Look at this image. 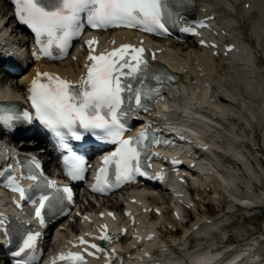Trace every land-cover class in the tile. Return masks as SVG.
<instances>
[{
  "label": "bare ground",
  "instance_id": "6f19581e",
  "mask_svg": "<svg viewBox=\"0 0 264 264\" xmlns=\"http://www.w3.org/2000/svg\"><path fill=\"white\" fill-rule=\"evenodd\" d=\"M193 6L194 16L205 15L214 18L211 23L214 26L215 33L220 36V41H232L235 44V50L226 56H224L223 52H220L221 56L213 58L195 44L193 46L191 44H177L173 41L157 43L156 50L159 51L157 53L164 56L165 61L175 73H179V81L186 79L188 83L181 93L175 92V105L167 107L169 112L172 113L170 120L191 123L196 127L198 134L210 139L212 147H218L232 154L237 162H233L235 167H231V171H229V168H222L210 158H202L201 163H206L207 166L199 167L198 169L202 172V176H195L193 177L195 180L190 182L196 192L194 197L191 198V202L186 201L183 194H180L181 197L179 198H173L166 190H159L160 188L157 187L150 188L147 191L132 190L129 192V199L142 204L144 212L141 217L143 220H149L148 211L150 208L158 207L157 209L161 213L151 225L159 226L155 232L157 236L161 237V231L169 234L173 245L182 244L180 239L174 237L177 230L173 228L180 224L185 219V216L176 217L173 216V211H170V216L166 218L163 201H167L170 204H180L184 201L196 206V203H199L203 196L211 192L212 202L214 204H225L228 209L233 208L230 200L245 206L251 205L253 202L264 205V169L262 168V163L257 158L252 160L248 156L251 153L247 150L246 154L241 153V146L237 144L239 142L238 139L241 138L242 140V137H244L259 149L254 134H252L251 139H248L246 135L240 137L238 133H235V130L233 132L222 123L223 121L227 125L228 123L229 125L235 124L236 118H238V120H244L252 128V131L255 127L260 126L264 133V0H194ZM1 7L0 36L11 37L14 31L11 17L8 13V5L4 0ZM4 19L5 22L2 25ZM121 34L124 33H113L108 40H105L107 37H104L101 39V43H108L111 40L123 42L130 35V33H125V36ZM13 44L19 52L20 49L24 51L26 40L24 38L18 39ZM22 54L26 56V59L21 62L31 65H27L26 71L19 76L18 82L11 83V79H4L7 94L20 93L25 88L26 83L37 76V73L49 71L50 73L70 78L82 65V61L79 59L75 61L71 59L65 60L58 66L43 65L31 58L28 52ZM215 88L221 90L220 96H217ZM235 106L240 110H237ZM245 113L249 114H247V117L250 120L246 119ZM221 128L222 131L219 130ZM208 132L209 135L206 136L205 133ZM218 143L222 145L229 143V145H223L224 148ZM45 160L47 161L48 159L46 158ZM49 162H52L51 158H49ZM227 162H230V160L228 159ZM257 169H260L262 175ZM238 170H243V173L239 172V175L235 174L234 176L227 174ZM207 187L212 190L207 191ZM255 188L257 192L254 191ZM175 189L177 193H182L180 186L176 185ZM248 192L251 193L250 197ZM188 193L190 194L191 192L188 191ZM144 194L150 198H145ZM123 204H129L127 199L124 200ZM129 206L134 207L132 204H129ZM120 208L121 204L118 202L112 203L110 207H107L113 212L120 211ZM94 209L93 204H90L85 211L91 212ZM174 211L179 212L178 209ZM218 215V218L225 217V215H222L221 210ZM141 217L140 221L142 220ZM196 217V221L191 228L186 229L182 238L187 237L190 233H207V231L213 230L217 226V219L209 218L205 213L197 214ZM70 218L87 226V223L81 221V219H75L72 216ZM67 221L63 220V223L56 226L55 233L58 241L64 242L69 235L78 233V228L74 224L64 228ZM164 237L166 238V235ZM165 238L161 237L158 244L168 250ZM248 239L249 237L244 241ZM123 240L125 238L121 240L122 243H125ZM263 241L264 234L261 233L257 240L240 245L244 248L228 264L238 262L246 254L244 264L255 262L257 259H252V255L256 257L259 255L260 257V255L264 254ZM226 242H228V239ZM54 245L57 246L56 242ZM238 247L236 246V248ZM191 251L188 248L186 254ZM194 253L191 252L190 255ZM1 262L2 260L0 259ZM208 262L212 263L210 260ZM3 264H7V262L4 261Z\"/></svg>",
  "mask_w": 264,
  "mask_h": 264
},
{
  "label": "snow or ice",
  "instance_id": "6c2138e0",
  "mask_svg": "<svg viewBox=\"0 0 264 264\" xmlns=\"http://www.w3.org/2000/svg\"><path fill=\"white\" fill-rule=\"evenodd\" d=\"M170 3L171 0H49L48 4H44L41 0H15L19 21L33 29L37 42L41 43V36H47V45L42 49L45 54H49L48 49L54 43L63 49L71 36L81 33L82 25L79 23L81 13L86 14L87 23L93 28L124 26L139 27L147 32L158 30L166 32L163 21L165 17L171 18ZM87 43L91 46L95 40H89ZM143 53V48L125 44L111 52L90 55L87 77L79 87H73L68 81L49 73H37L29 88L31 92L29 99L35 110V118L55 131L56 135L61 137V141H63L61 129L68 130L75 139L80 140L81 135L75 131L78 125L85 130L99 129L102 134L98 135L97 139L118 143L116 151L104 157V167L99 170L97 176L98 183L102 180L106 182L109 165L115 167L117 182L129 180L133 173L140 172V152L134 145L141 144L146 139V133L141 132L136 138L124 139L125 126L121 123V117L126 115L122 110L125 99L129 102L134 101L135 108L148 111L144 101L151 100L154 103L152 93L159 94L158 89L145 90L143 81L146 79L148 61ZM42 76L47 78L46 81L41 80ZM155 78L159 79L158 76ZM133 80L137 81L136 87L133 86ZM21 117L28 122L33 119L28 111L17 115L11 109H0V123L5 127H11L12 122ZM62 146L68 147L63 143ZM35 163L39 168V163ZM68 163L70 165L68 174L73 179H82L81 173L84 170L82 158L73 156ZM28 179L37 181L35 186L37 189L42 187L40 175L33 174ZM43 186L54 188L55 192L39 195L40 203L35 215L41 224L44 223L42 210L55 211L57 205H62L65 199L69 202L72 200V192L68 187L58 188L55 182L50 180L45 181ZM9 187L19 192L22 200L30 199L26 192L31 190L23 189L14 180ZM99 239L112 238L105 234ZM34 240L35 236L29 234L23 247L15 255L20 256L25 249L34 248ZM80 242L88 243L83 237L80 238ZM90 246L102 251L95 243ZM31 259L33 257H29V260ZM59 260L69 261L70 264H83L84 257L80 253L69 252L67 255L61 254ZM16 264H29V261L20 260Z\"/></svg>",
  "mask_w": 264,
  "mask_h": 264
},
{
  "label": "rangeland",
  "instance_id": "374dc122",
  "mask_svg": "<svg viewBox=\"0 0 264 264\" xmlns=\"http://www.w3.org/2000/svg\"><path fill=\"white\" fill-rule=\"evenodd\" d=\"M2 2L3 0H0V11L2 10ZM0 13V17H1ZM5 19L2 22V25H4ZM11 38H14V35H12ZM190 41L186 42L185 44H189ZM183 44V43H181ZM192 46L194 44H191ZM27 65H31V64H27L26 63V67ZM26 70L24 69L22 71V73H24ZM21 73V74H22ZM20 74V75H21ZM10 76L9 79H11V83H15L19 81V76ZM0 80H4V77L0 74ZM216 94L217 96L221 95V90L215 88ZM235 108L237 110L238 109L236 106ZM242 108V107H241ZM243 110V109H242ZM248 113H245V117L247 120H250L249 117H247ZM249 115V114H248ZM236 118V117H234ZM237 121L235 122V124H230L228 123V125L226 123H224L223 125L229 129H231L233 132L234 130L236 131L235 133H238L240 137H242V135H246L248 139H251L252 134H254V138L255 141L257 142V144L259 145V150L255 151L252 148H256L257 146L254 145V147H251L252 145L248 146V150L250 153V158L256 159V158H260L261 163H262V168L264 169V147H263V142H264V133L262 132L263 129H261V127H255L254 130L252 131V128L249 127L244 120H238V118H236ZM222 131V128L220 129ZM241 139V138H239ZM245 138L242 137V140H244ZM238 144V143H237ZM223 145H229V143L223 144ZM221 143L220 146L224 147ZM239 145V144H238ZM225 148V147H224ZM241 153H245L246 154V150H244L241 146ZM220 160H224V164L221 166L222 168L228 169L229 171H231V167H235L233 162H227V159H224L222 157H220ZM248 160V159H247ZM249 161V160H248ZM234 165V166H233ZM253 167V166H252ZM235 169V168H233ZM242 169V168H241ZM256 169V167H255ZM258 170V169H257ZM239 172L243 173V170H238L235 172H228V175H239ZM253 172H255L253 170ZM259 173L260 169L258 170ZM256 174V173H255ZM257 175V174H256ZM262 175V173H261ZM260 175V176H261ZM259 177V175H257ZM245 177V176H243ZM254 191L257 192V189L255 188ZM249 197L251 195V193H249ZM211 192L207 193V195L203 196V199L198 203V212H192V217H191V224L188 225L186 224V228H190L191 225L196 221V215L200 214V213H205L208 215L209 218H214L217 219V226L216 228H214L213 230H209L204 233H201L203 235L208 234L214 230H216V239L219 242H222V239H224L225 236H228V242L230 244H232V246H239V245H243V244H247L250 242H253L254 240H257L260 237V234H264V209L263 210H254L252 212H246L240 209H237V215L236 216H231L229 214H227V212L230 210L226 207L225 204H214L211 200ZM163 209L165 210V217L168 218L170 216V211L168 210L169 205L167 201H163ZM93 206L95 208H97L98 206H101L100 202H94ZM221 210L222 215L227 214L226 216L228 217H222V218H218V214L219 211ZM253 215V216H251ZM151 220L153 221L156 216L151 215L150 216ZM221 217V216H220ZM230 223L228 226H226L225 224ZM176 228L178 229L177 234L174 235L175 238L180 239L183 241L182 236L185 233V229H183L180 226L176 225ZM160 235L163 237V239L165 238L164 235H166L165 241L167 243V245L170 247L172 244L171 239H170V235L169 234H165V232L160 233ZM205 237V236H203ZM247 237H249V239L247 241H244ZM60 244V243H59ZM210 242L204 240L201 243H198L196 240L194 241H189V242H183V246L190 248V250H192L191 252L196 251L199 246L201 247H205V246H209ZM220 244V243H219ZM196 248V249H193ZM174 252L173 254H169V257L171 258V260H175L174 263L177 264H182L183 260L187 259V257L190 255L191 252H188L186 254V250H179L178 247H174L172 249ZM185 255H187L185 257ZM2 264V263H0Z\"/></svg>",
  "mask_w": 264,
  "mask_h": 264
}]
</instances>
